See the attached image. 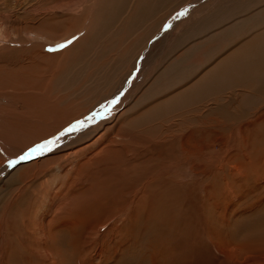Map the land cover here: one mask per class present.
<instances>
[{"label":"rangeland","instance_id":"rangeland-1","mask_svg":"<svg viewBox=\"0 0 264 264\" xmlns=\"http://www.w3.org/2000/svg\"><path fill=\"white\" fill-rule=\"evenodd\" d=\"M188 1L191 0H0V19L6 21V24L12 26L14 30V33L10 35V39L7 41V43L12 44L11 49H5L0 52V91L4 90L5 87H11L21 84L23 80L25 81V77L22 76L23 73L44 69L46 76H49L47 78L49 83L53 85V92L62 98V105H65L64 103L68 100H74L73 106L80 110L88 107L92 102L99 101L100 98L102 99V95L113 88L111 84L114 80L117 81V78H123L127 69L130 68V71H132L130 78L127 79L124 88L116 94V97L112 96V98L109 97L110 99L107 98L99 101L100 103L92 108V110L90 109L88 110L89 112L87 111L82 114L83 116L80 115L77 119H73L71 123L69 122L58 132L48 137L54 138L57 136L59 142L60 134L67 130L70 136L64 142L85 138L74 145H66L57 151H51V155L75 149L82 145V141H90L98 133L104 131L107 124L115 122L117 115L123 110L125 111L124 107L128 106L136 92L140 91L142 86L141 81L146 76L145 72H147V68L156 60L155 57L152 61L147 62L146 60V63L144 62L150 49L162 38H165L162 40V45L166 41L163 47L167 46L170 34L173 32L171 36L175 37L176 34H179L187 26L186 22L188 23L190 19L184 18L185 20L183 21V18L180 20L179 18L181 16L180 13L189 9H185L191 4ZM241 1L238 0L233 4L236 6V10H230L232 13L229 12L228 15L226 13L221 25H215L222 26L224 20H227L226 25L224 24L225 26L217 29L206 28L207 34L204 32L202 36H200V33L191 36V39L188 40L190 42L189 45L190 47H195L194 49H190L187 55L185 50L188 47L186 48V45L182 44L183 46L178 51L180 50L179 52L186 56L183 62L181 64L177 62L169 70L170 72L163 76L159 83L153 85L155 91L149 95L147 100L132 107L133 110L129 116L133 120L129 123V129L143 133L144 135H141L148 142L153 137V142L159 140L160 143L157 147L153 145L154 150L149 152L154 154V157L149 160L146 159V162L139 166L138 172L135 169L136 175L133 176L134 173H132L133 178L129 176L125 179L126 181L119 184L120 187H124L125 189L133 188L132 186L135 185V182L139 183L141 178L147 180L153 172H156L158 175L153 188L155 190L154 193L165 197L170 187L171 189L174 187L167 180L175 177L169 166L174 165L175 170L181 171L179 167L181 162L179 163V160L182 157L181 142L183 135L187 132L186 130L190 131L191 127H194V132L199 130L204 131L205 128L200 126L202 122L203 124H208H205L207 127L214 124L217 126L219 123L224 125L228 120L231 121V118L233 121H236L234 123L236 127L239 123H242V129L234 126V133L223 134V139L228 142L230 155L243 162L264 163L262 162L264 158V119L260 120L261 117L257 118L259 120L254 118L258 115L264 117V113L262 114L264 112V70L262 73H259L256 72L258 69H255V72L253 71V74L250 77L248 76L249 79H246L247 73L239 70L240 61L237 64V60L244 55L246 58L249 56L252 66L253 64L261 63L262 58L259 59V55L263 56L264 53L259 54L257 52V56L256 51L258 50L256 48H258V45H263L261 41L264 39V0ZM95 2H97V5H95ZM181 3L186 4L182 5L175 12V9ZM74 12L82 15L81 19H79L80 21H83V15L87 12L86 15L88 19L91 16L92 23L87 29L86 41L73 54L76 57L79 55L77 59L71 65H66L58 76L59 78H55V75L52 76L55 71L60 70L61 66H64V63L66 64V60H64L65 56L48 57L45 59L38 55L34 49L38 48V43L41 41L53 38L60 39L63 34H70L69 30L75 22L79 26L83 24L78 21L76 16H73L76 14ZM199 13V18L196 19L199 20L201 17H205V14L202 15V11ZM169 19L171 30L168 31L169 26L165 27V24ZM261 29H263L262 32ZM213 30L219 31L212 36L211 31ZM198 32L197 30L196 33ZM84 34L85 30L82 29L71 33L65 39L53 42L48 41L45 47H40L41 50L38 53H57L66 50V48ZM252 36L253 38L255 37V42L251 45L249 38ZM0 38L3 37L0 36ZM0 40L2 41V39ZM197 42H199V45H196ZM22 44H26V48H23ZM228 46L235 48L237 53L242 52L241 55H243L246 49H248V52H245L242 57H236V61L225 62L223 59L226 56L225 60L230 57L228 55ZM244 46L245 50L243 51ZM194 51L195 54L193 53ZM159 54L163 56L162 52ZM159 54L160 60L162 56ZM173 57L174 54L169 56L168 59ZM245 57L242 60H245ZM160 64L161 62H159ZM50 67L55 69L54 73L47 70ZM36 74L38 73L36 72ZM2 98L0 97V103L6 101V99L4 101V98ZM216 126L213 128V131L217 130L218 126ZM222 127L220 126L218 133L224 132ZM65 136L61 138L64 139ZM45 140L39 141L37 144ZM193 142L194 140H189V143ZM148 146H151V143ZM215 148L210 155H214L219 150L217 146ZM31 157L27 156L24 158L31 159ZM247 157L250 158L248 159ZM5 159L0 164V168L6 165L4 171L0 169V264H46L48 261L45 258V252H43L42 234L44 233L39 231L38 226L36 227V222L40 217L39 213H42V210L44 212L48 209V202L45 200V197H43V200L41 197H37L35 192L39 193V188L41 189L40 184L38 182L31 183V176H29L31 172L23 167L25 163L33 161L36 158L32 160L27 159L28 161L25 162H20V159ZM222 159L223 157H220L217 160L220 161ZM18 164L22 166L20 168L24 169V173L28 176L22 177L19 172L13 171ZM45 178L42 177L41 180ZM165 180L167 181L166 185ZM29 186L34 190V193L28 189ZM249 187L244 193L238 192L235 195L224 197V199H221V202L219 200L220 203L211 204L209 207L204 206L205 214H201V210L195 206H192V209L189 208L188 212L196 216V221L199 219L198 222L201 221L203 225L195 226L194 230L191 227L189 240H186L185 244L179 242L176 246L177 249H173L177 253H174L170 249L166 253V257L162 256L160 249L158 252L157 248L150 247L149 240L146 243L144 242L141 230L143 231L146 227L136 220L134 221L137 223L127 221L125 224H122V229L116 228L117 230L115 229L114 231L101 234L102 236L95 237L94 247H92V251L87 257H84L78 250H76L77 252L70 250L69 234L65 229H63L65 233L60 238L64 244L69 245L67 247L75 259L73 261L74 264H138L142 262H145L144 264H233L231 261L236 263L237 260L235 259L234 261L229 252L218 250L214 247V243L225 240L232 229L233 231L237 230L234 225L232 226L233 228L230 227L229 229L225 224L226 222L231 221L234 224L236 221H241L248 216L261 211V213L264 212V188L261 186L260 188L256 182H250ZM196 188L197 193H201L203 185L198 183L196 184ZM251 188L254 190L252 191ZM42 191L45 192L44 190ZM173 191L178 193L177 186L174 187ZM143 194L146 195L144 197H137L140 198L141 202L146 201L148 203V192H144ZM127 196L128 198L124 199L126 207L132 203V198L128 193ZM76 197L75 200H72L73 202L67 198L64 200L66 204H73L78 211L75 215H70L72 220L74 218L78 219L74 220L77 223L74 224L76 225L75 227H81L84 219V221L89 222L91 217L98 218L100 215L104 216V214L111 211L117 201L115 195L113 200L112 198L104 199L100 201V205L95 202L94 207H92L90 201L83 195L77 194ZM241 197L242 199H240ZM83 200L87 201L83 202ZM118 200L122 201L123 199L118 198ZM226 201H230V207ZM176 208H179V205L176 204ZM181 208H184V204ZM208 208H210V211ZM247 209L250 210L248 211ZM228 210H231V212ZM207 212L209 215H206ZM216 212L218 215H216ZM46 213H48V210ZM226 213H229L228 217ZM137 215H139V220L142 219L141 221H143L145 219V216H142L140 213H137ZM206 216L216 218L217 227H208V229L205 225L204 217ZM89 217L90 219H88ZM164 218L167 219L166 217ZM202 218H204V221ZM224 219L225 221H223ZM228 219L231 220L228 221ZM191 226H193V223ZM46 229H48L46 234L51 237L52 227L46 226ZM195 229L199 230L196 231ZM218 231H221L222 234ZM244 233H246L244 230L240 231L239 236L243 237ZM76 236H74L76 239L73 238V240L77 244H80L81 235L78 233ZM51 238H47L45 241V248L48 249L50 246L49 248L53 249L59 246L63 250H66L61 246L60 241L56 243ZM168 238V236H165L162 239L163 242L167 241L168 243ZM182 241H185L184 237ZM119 242L123 243L120 248L117 246ZM259 242L261 243L262 240L254 241L255 245ZM179 250L184 253L181 255ZM74 252L75 254L78 253V255H75ZM72 257L68 259L67 264H73ZM79 260L85 261L81 262ZM154 260L156 263H154ZM218 260L220 261L218 262Z\"/></svg>","mask_w":264,"mask_h":264},{"label":"bare ground","instance_id":"bare-ground-1","mask_svg":"<svg viewBox=\"0 0 264 264\" xmlns=\"http://www.w3.org/2000/svg\"><path fill=\"white\" fill-rule=\"evenodd\" d=\"M237 1L238 0L188 1L191 2V4H189V6H187L185 9L188 8L189 9L183 13H180L181 16L179 18V20L183 18V21L185 20L184 18L186 19L189 18L190 20L188 21V23L186 22L187 26H185L182 30L181 27L180 28L181 31L179 32V34L175 33L176 34L175 37L171 36L173 32L171 33L170 31L171 34L169 36V43L167 46L163 47V45L166 44L165 43L166 41H164L162 45V40L165 39L162 38V40H159V42H157L156 45H154L150 49V51L146 55V59L144 62L146 63V60L147 62L152 61L154 60L155 57L156 60L152 62V65L150 67L148 68L146 67L147 72H145L146 76L141 81L142 86L140 88V91L138 93L136 92V94L133 96L134 98L132 99L131 103H129L128 106L124 107L125 111L123 110L121 113L117 115V119L115 122H113L112 124H107L104 131L98 133L90 141L87 140L84 142L82 141V145H80L75 149L64 151L63 153H59L56 155H51V151L52 152L57 151L59 148L66 145H70V144L74 145L76 142L85 138L64 142L70 136L67 130L60 134L61 137H64L65 135L66 136L64 139L60 137L59 142L57 136L54 138H48V137H50V135H52L53 133L58 132L62 127H64L69 122L71 123L73 119H77L78 116L84 114L90 109L92 110V108H94L96 105L100 103L99 101H103L109 97L112 98V96L116 97V94L119 93L124 88L127 79L130 78L132 72L130 71V68L127 69L126 74L124 73L125 75L123 78L119 77L120 79L117 78V81L114 80V82L111 84L113 85V88L107 91L104 95H102V99L100 98L99 101L92 102L90 105H88V107H85L80 110L73 106L74 100L72 101L67 99L68 101L64 103L65 105H62L63 103L62 98L58 97L53 92L54 91V89L52 88L53 85L49 83V80L47 79L49 78V76H46L44 69L40 71H36L38 74H36L35 71L32 72L28 71L25 74L23 73L22 76L25 77V81L23 80L21 84H16L11 87H5L4 90L0 91V97H3L4 101L6 99L5 102L1 101L2 103H0V164L5 158H9L10 160L20 159V162H25L28 161L27 159L32 160L33 158H36L33 161L25 163L23 167H25L26 169H28V171L31 172V174L29 175L31 176L30 182L31 183L38 182L40 184L41 189L39 188V193L35 192L37 197H41L42 200L43 197H45V200L48 202V209H46V211L48 210V213H46V211L43 212L42 210V213L44 214L39 213L40 217L37 219L36 222V227L38 226L39 231L44 233L42 234L44 249L43 248L42 249L43 252H45L44 253L45 258L48 261L46 262V264H67L68 259L72 257V252H70V250L72 251L75 250V252H77L76 250H78V252L80 251L84 257H87L92 251L91 250L92 247H94L93 243L95 237H99L102 236L101 234L114 231L116 228L120 230L122 229V224H125L127 221L133 222L134 220L140 222L141 225L144 224V226L146 227L143 231L141 230V235L143 236L144 242L146 243L149 240L150 247L157 248L158 252L160 249L162 256L166 257L167 255L166 253L170 249L172 250L174 248L177 249L176 246L178 245L179 242L185 244L186 240H189L190 237L189 231L191 227L194 230L195 226L203 225L201 221L198 222L199 219L196 221L197 219L196 216L191 215V213L188 212L189 208L192 209V206H195L197 209L201 210L200 211L201 214H205L204 211L205 207H209L211 204L214 205V203L219 202V200L221 202V199H224V197L235 195L238 192L244 193L245 191L248 190V188H250L249 187L250 182L253 183L256 182V184H258L259 187L261 186L264 188V163L257 161H256L257 163H253L251 161L243 162L238 160L234 156L230 155L229 153L228 142L225 139H223L224 137L223 134L229 132L234 133V126H235L234 123L236 121H233L232 118L230 119V117L229 119L231 121L228 120L227 123H225L224 125H221V123H219L217 125L218 127L216 126V124L209 125L207 127L206 125L208 124L206 123L203 124L202 122L200 126H203L205 128L204 131L199 130L194 132L195 131L194 127H191L190 131L188 130H186L187 132L185 131L186 133L183 135V140L181 142L182 157L179 160V163L181 162L179 164L181 171L175 170V166L170 165L169 166L170 170L175 177H171L167 179L169 183H172L174 185V187L177 186L178 193H175L173 191L174 187L172 189L170 187L165 197L160 196L161 194L158 193L155 194L154 193L155 190L153 188H154L155 180L157 179V175H158L156 172L155 173L153 172V174L147 180L141 178L139 180V183L135 182V185L132 186L133 188L130 187L128 189H125L124 187L119 186L120 183L126 181L125 179H127L129 176H132L131 175L132 173H134L133 176H135L136 175L135 169H137L138 172L139 166H141L142 163L146 162V159L149 160L154 157V154L149 152L154 150L153 145H156L157 147V145L160 143L159 140L153 142V137H151L152 139L150 140V142H148L141 135L143 133L134 131V129H129V125H130L129 123H131V121L133 120V118L129 116L130 112L133 110L132 107L138 103L141 104V102L144 100H147L149 95L153 94L155 91L153 85L159 83L162 80L163 76L166 75L168 72H170L169 70L172 67H174L177 64V62L179 64L183 62L184 57L186 56L183 53L179 52L180 50L178 51V49H180L183 46L182 44L186 45V48L188 47V49L185 50L186 55L190 49L192 48L194 49L195 46L190 47L189 45L190 42L188 41L189 39H191L190 38L191 36L198 35L199 33L200 36H202L204 32L206 33V28L217 29L226 25L227 20H224L222 26H215L222 24L221 23L222 19L226 15V13L228 15L230 10L233 9L236 10L235 8L236 6L233 4H235V2ZM241 2H243V0ZM186 3L183 4L181 3L180 6H178L175 9V12H177L178 9L182 5H185ZM95 5H97V2H95ZM201 11H202V15L205 14V17L203 18L201 17L198 20L196 18H199V14H200L199 12ZM74 13L76 14L73 16H76V18H78V21L82 22L83 24L79 26L77 22H75L69 31L71 33H74L84 29L85 34L83 36H81L79 39H77V41H75L72 45L66 48V50H63L61 52L38 53L41 50L40 47L41 48L45 47L46 42L48 41L53 42V41L65 39L68 36H70L71 33L68 35L63 34V36L60 39L53 38V39H47L46 41H41L40 43H38L39 45L38 48L34 49L38 55L44 57L45 59L48 57L56 58L62 55L65 56L64 60H66V64L64 63V66L62 65L61 66L62 68H60V70L55 71V69H53L52 67H50V69L46 68L51 73L52 72L54 73L55 71V73L52 75V76L55 75V78L56 77L59 78L58 76L60 75L64 67H66V65H71L75 61V59H77L79 53L77 54L78 55L77 57L73 54L79 49L80 45L86 41V37L88 33L87 29L90 27V24L92 23L91 16L88 19L86 15L87 12L83 15V21L79 20L81 19L82 15L78 14L77 12ZM166 26H169L168 31L171 30L170 19L166 22L165 27ZM197 30L199 31L198 33H196ZM219 30L211 31L212 36H214ZM262 30L263 29H261V32ZM13 33H14L13 27L7 25L6 21L0 19V36L3 37L0 38L2 39V41L0 40V43L3 42L0 44V52L5 49H11L10 47L12 46V44L7 43V41L10 39V35ZM253 36L250 38L248 37L251 45L255 42V37L253 38ZM261 42H263V45L262 46L258 45L259 49L256 48V50H258L256 51V54L257 52H259V54L264 53V39H262ZM196 45H199V42H197ZM229 46H228V50H229L228 55L230 57L225 60V58L227 57L226 56L223 59L225 62H232L234 60L236 61L237 60L235 59L236 57L237 58L242 57L245 54V52H248V49L244 51L245 50V46H244L243 49L244 53L243 55H241L242 52L237 53V50L235 48ZM22 47L26 48V44H22ZM253 51L255 52V50ZM160 52H162L163 56L159 54ZM193 53L195 54V51ZM158 54L162 56L160 60ZM173 54L174 57L168 59V57L172 56ZM236 55H240V56H236ZM259 56H260L259 59L262 58L261 63L253 64V66L252 64H250L251 60L249 56L246 58L244 55L243 57H245V60H242L243 57L240 58L242 61L240 59L237 60V64H239L240 61L239 70L245 71L247 73L246 79H249V77L253 74V71L255 69H258L256 72L259 73L263 72L264 55L263 56L259 55ZM159 62H161L160 65ZM21 71H25V70H21ZM233 98L231 99L233 100ZM263 113L264 112H262V114ZM260 117L262 118L263 116L258 115L257 117L254 118L257 119ZM261 118L260 120L264 119V117L262 119ZM253 120H251V122H253ZM240 124L242 123H239L238 126L235 127L238 129H242L243 124L242 125ZM215 126L217 127L216 128L217 130L213 131V128ZM220 126H223L222 127L224 129L223 133H218ZM42 140L45 141L41 142L40 144H37V142ZM189 140H194V142L189 143ZM150 143L151 146H148V144ZM40 145H44V147L39 148L38 146ZM216 146L218 147L219 150L215 152L214 155H210V153L214 151L213 149H216L215 148ZM27 156H32V157L31 159L30 158L25 159L24 157ZM220 157H223V159L218 161L217 159ZM247 158L249 159L250 157ZM262 162H264V158ZM20 164H18V166L14 168L13 171L19 172L22 177L28 176L24 173V169L20 168L22 167L19 166ZM4 167H6V165L2 166L0 169L4 171L5 170ZM133 176L131 178H133ZM42 177H46V178L44 180H41ZM166 183L167 181L165 180V185ZM198 183H201V185H203L201 193H197L196 190L197 189L196 184ZM28 189L34 193V190L30 186L28 187ZM42 190H44L45 192H43ZM144 192H148V199H149L148 203L146 201L141 202L140 198H138V197H144V195H146L143 194ZM127 193L132 198L131 199L132 203L130 204V206L127 205L126 207L124 199L128 198ZM77 194H81L86 199H88L92 207H94L95 202L98 205H100L101 203L100 201L104 199L112 198L113 200L114 199L113 197L115 195L117 197L115 198L117 201L115 200L116 201L115 206L111 209L110 212L107 211L108 213L104 214V216L100 215L98 218L91 217V220H89V222L84 221L85 220L84 219L82 221L81 227H75L76 225L74 224L77 223L74 220H78V219L74 218L72 220L71 219L72 217L70 218V215L71 216L73 214L75 215L78 211L73 206V204H69V203L66 204L64 200L66 198L71 201L75 200V198H77L76 197ZM118 198H122L123 200L120 201L118 200ZM240 199H242V197ZM86 201L87 200H83V202ZM229 202L230 201H226L227 204ZM111 203L109 204L111 205ZM176 204L179 205V208H176ZM183 204H184V208L182 209L181 207ZM229 207H230V203H229ZM208 209L210 211V208ZM228 211L231 212V210ZM208 212L206 213V215L208 214ZM261 212L248 216L247 218L242 219L241 221L240 220L236 221L234 224L231 221L226 222L225 224L229 227V229L234 225L236 226L237 230L233 231L232 229L233 227H232L231 228L232 232L230 231V234L227 235L225 240L214 243L215 245L213 244L214 247H216L218 250L222 252H229L230 256L233 257L234 261L235 259L237 260L236 263L231 261L233 264H264V247H263L264 246V241H263L264 212L263 213ZM137 213L138 214L140 213L142 216H145L144 217L145 219L143 221H141L142 219L139 220V215H137ZM210 214L212 215V213ZM216 215H218L217 212ZM164 217H166L167 219H165ZM204 218H205V225L207 226V228L217 227L218 224L216 222V218L211 216L209 217L206 216ZM204 218H202L203 221ZM88 219H90V217ZM229 220L231 219H228V221ZM136 221H134V223H137ZM223 221H225V219ZM192 223L193 226H191ZM218 223L221 224L220 222ZM46 226L52 227L51 237L53 238H51L50 235L48 236L46 234V232H48ZM149 226H153V227H149ZM63 229H65L69 234V241H70L69 245L72 248V249L70 248V250L67 247L69 245L64 244L60 238V236L65 233ZM242 230H244L246 233H244L243 237H240L239 232ZM211 232H213V230H211ZM78 233L81 235L80 244H77L75 240H73L74 236L78 235ZM219 233L222 234L221 231ZM165 236L169 237L168 243L167 241L163 242L162 240L164 239ZM182 236L184 237L185 241H182L183 238ZM46 237L48 239L51 238V240L55 241L56 243L60 241V243L62 244L61 246H63L66 250H63L59 246L50 249L49 248L50 246L48 247L47 245L48 249L45 248V244H46L45 241L47 240ZM255 240H262V242L261 243L259 242L257 245H255L254 243ZM122 244L123 243L119 242L117 246L120 248ZM183 247L181 248L183 249ZM174 253L177 252L174 251ZM183 253L181 252V255ZM76 254L78 255V253ZM231 257L229 258L232 259ZM73 261H75V259L72 257V262ZM79 261L84 262L85 260H79ZM219 261L220 260H218V262ZM144 263L145 262L138 264H144ZM154 263H156L155 260Z\"/></svg>","mask_w":264,"mask_h":264},{"label":"snow or ice","instance_id":"snow-or-ice-1","mask_svg":"<svg viewBox=\"0 0 264 264\" xmlns=\"http://www.w3.org/2000/svg\"><path fill=\"white\" fill-rule=\"evenodd\" d=\"M39 148H43L44 147V145H40V146H38Z\"/></svg>","mask_w":264,"mask_h":264}]
</instances>
